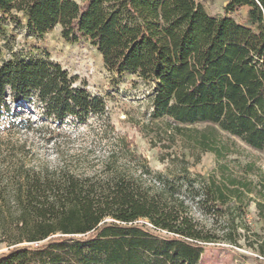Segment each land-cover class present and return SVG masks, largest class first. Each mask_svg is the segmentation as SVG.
I'll return each instance as SVG.
<instances>
[{"label": "trees", "instance_id": "obj_1", "mask_svg": "<svg viewBox=\"0 0 264 264\" xmlns=\"http://www.w3.org/2000/svg\"><path fill=\"white\" fill-rule=\"evenodd\" d=\"M243 7L246 21L238 23L208 14L197 0H0V120L11 104L80 125L106 113L101 98L48 56L2 58L3 17L20 15L36 37L59 26L65 42L95 48L107 71L151 84L153 120L206 124L264 153V0H229L224 11ZM196 141L220 156L206 134ZM139 173L109 164L92 176L16 168L8 189L0 187V235L10 248L0 264H199L205 246L242 238L248 184L223 176L194 186L186 167ZM191 204L225 223L220 236L199 224ZM9 206L11 232L2 209Z\"/></svg>", "mask_w": 264, "mask_h": 264}, {"label": "rangeland", "instance_id": "obj_2", "mask_svg": "<svg viewBox=\"0 0 264 264\" xmlns=\"http://www.w3.org/2000/svg\"><path fill=\"white\" fill-rule=\"evenodd\" d=\"M197 2L214 17L228 15L238 23L246 21L247 7L225 13L229 0ZM3 18L7 37L2 42L3 59L12 54L35 59L48 56L70 76L76 77L77 86L84 87L91 96L101 98L106 113L80 125L72 119L59 123L45 118L32 105L15 107L11 104V115L0 120V187L8 189L16 168L36 172L65 169L77 175L92 176L101 174L106 164L134 178L140 176L144 166L163 174L177 173L186 167L197 182L194 186L201 179L207 183L212 180L220 183L226 180L224 177H233L248 184L252 190L242 222L246 229L240 231L242 238L237 245L218 241L205 246L199 264H264V254L259 247L264 248L263 152L222 132H215L206 124L187 127L165 119L153 120L151 84L131 74L117 76L107 71L95 48L82 42H65L59 26L38 38L27 31L25 19L20 15L16 20ZM202 134H206L211 144L220 150V156L200 149L196 140L201 139ZM187 195L185 192L184 196ZM2 209L7 217L6 228L11 232L8 213L15 218L14 209L11 206ZM190 214L218 236L226 228L222 220L213 223L211 217H204L194 204L190 205ZM146 229L154 233L152 228ZM154 234L169 237L165 233ZM9 249L0 235V257Z\"/></svg>", "mask_w": 264, "mask_h": 264}, {"label": "built area", "instance_id": "obj_3", "mask_svg": "<svg viewBox=\"0 0 264 264\" xmlns=\"http://www.w3.org/2000/svg\"><path fill=\"white\" fill-rule=\"evenodd\" d=\"M141 223H144V224H146L148 227H150V228H153L150 224H148L147 222H143V221H141ZM164 233V232H163Z\"/></svg>", "mask_w": 264, "mask_h": 264}]
</instances>
